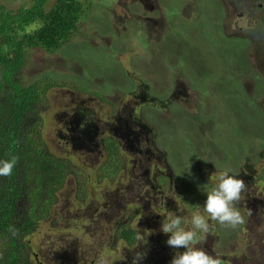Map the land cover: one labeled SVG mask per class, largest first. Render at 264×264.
<instances>
[{"label": "rangeland", "instance_id": "374dc122", "mask_svg": "<svg viewBox=\"0 0 264 264\" xmlns=\"http://www.w3.org/2000/svg\"><path fill=\"white\" fill-rule=\"evenodd\" d=\"M29 1L3 2L18 10ZM87 1L81 28L71 41L55 53L32 48L27 54L20 75L24 84L43 77L66 83L47 90L39 114L41 125L45 119L53 122L73 99L72 104H79L101 96L115 111L129 98L141 96L137 114L125 113L124 126L148 132L142 141L129 136L126 143L131 148L141 145L139 150L144 152L152 147L157 155L150 163L151 172L142 174L133 170L130 161L110 163L113 169L117 166L113 171L109 162L103 166L69 151L76 156L77 167L60 193L57 214L43 222L33 238L39 253L36 259L62 264L66 255L64 264H88L104 256L109 264H133L139 251L151 256L139 264H171L175 254L186 249L163 251L159 243L168 245L167 240L146 236L147 224L155 223L150 209H145L144 217L136 212L130 219L144 238L125 248L115 236L114 220L130 212L127 206L132 200L118 198L117 216L98 223L88 198L84 201L81 195L76 200L74 187L98 168L87 182L88 189L94 191L95 183L104 186L110 201L121 193L116 181L125 179L128 172L140 184L153 185L156 204L165 198L161 204L166 215L185 216L189 228L191 216L203 212L204 186L214 187L225 171L245 181L243 198L247 192L264 193V57L255 46L257 41L264 43V33H248L247 16L234 0L237 9L224 3L227 0ZM237 1L241 7L243 0ZM260 15L264 21V10ZM97 100L81 107L94 112ZM121 128L116 139L121 137ZM55 130L47 122L43 140L55 155L65 157L67 150H60L54 141ZM123 154L131 158L127 151ZM64 206L67 209L60 211ZM237 207L245 222L234 230L217 224L211 234H200L197 247L225 264H264V212L248 209L243 200Z\"/></svg>", "mask_w": 264, "mask_h": 264}, {"label": "trees", "instance_id": "16d2710c", "mask_svg": "<svg viewBox=\"0 0 264 264\" xmlns=\"http://www.w3.org/2000/svg\"><path fill=\"white\" fill-rule=\"evenodd\" d=\"M3 1L7 0H0V160L16 155L19 161L11 176L0 177V264H44L36 259L33 238L41 224L57 214L60 193L73 169L70 160L46 145L39 114L47 90L66 83L43 77L27 85L20 75L29 49L55 53L74 38L88 1L30 0L18 10ZM11 226L19 230L15 237ZM125 235L129 241L135 237L133 230ZM66 260L62 256L61 263Z\"/></svg>", "mask_w": 264, "mask_h": 264}, {"label": "flooded vegetation", "instance_id": "af4514ba", "mask_svg": "<svg viewBox=\"0 0 264 264\" xmlns=\"http://www.w3.org/2000/svg\"><path fill=\"white\" fill-rule=\"evenodd\" d=\"M234 2L239 7L240 11L242 9L241 13H245V16H247V20L249 23L247 27L248 33L257 35L258 32L264 33V21L261 20L260 15L264 10V0H243L241 3V7L238 4L237 0H234ZM224 3H230L232 6H234L232 0H227ZM251 8L254 9L255 12L249 14L247 10ZM234 9L237 8L234 6ZM241 13H239V15H241ZM251 20L253 25H251ZM255 46H257V52L260 54L263 60L264 43L258 44L257 41L255 43ZM261 66L264 67V60L261 62ZM45 97L47 100L46 93ZM140 98L142 97L137 96L134 98H129V100L126 103L123 102L120 107L116 106L117 110L115 111L112 109L113 104L111 102H106V100L101 96H97V98H86L79 104H72L76 99L71 98L73 100L67 102V107L64 109V111L61 113H57L54 116L53 122L46 121V119L44 118L45 120H43V123L46 124L47 122H50L56 129L55 132L57 139L54 141L56 142L60 150H67L68 155L65 156V158L71 161L73 170L77 167V163L75 160L76 156L69 155V151H71L72 149L76 152L77 157H84L88 160L90 159V161L92 160L99 163L102 162L101 165L103 166L106 162H109L110 166V163L116 164L130 161L132 163L131 166L133 167L134 171L141 172L142 174H147L149 171L151 172V170L153 169L152 167H154L150 163H153L152 159L157 155L156 151L152 149V147H150L149 151H140L139 149L142 147L141 145H138L135 148H131L126 143V139L130 136L136 142L142 141V138L146 136L148 131H131L126 128L127 123L124 126V119L126 116L125 113L128 112L130 114L132 111L134 112V114H137L139 104L138 99ZM96 99H98V106L94 110V112L84 110L81 107L86 104H90ZM156 108L158 110L165 111L163 105L156 104ZM132 121L140 123L136 120ZM121 126V137H118L116 139L119 128ZM148 143H146L145 145H147ZM123 144L125 146H123ZM49 149L51 150V148ZM123 150L127 151L131 158L127 159L128 157L123 154ZM116 168L117 166L115 165V169ZM111 169L115 171V169H113L112 167ZM73 170L71 175L75 173ZM98 171L99 170L97 168L94 173ZM94 173L91 174V177L95 175ZM91 177L84 179V182L76 187L77 189L74 187V192L76 200H78L79 196L81 195H83L84 201H86V199L88 198V206L92 208L93 213L100 220L97 221L98 223L107 221L110 218L117 216L118 211L115 201L118 198L124 199L128 197L132 200V204H129L127 206L130 209V212L126 215H122L121 218L114 220L115 232H117L115 236L118 240L121 241L122 245L125 246V248L133 246L138 242V240L136 239V235L139 230L131 225L130 219L135 216L136 212H141L140 216L144 217L146 215L145 209L151 210V218L155 222L147 224L148 233L146 236H149L153 239L160 237L163 240H168L170 238V234H165L161 231L162 223L166 219L165 206L161 204L165 198L162 199L160 204H156V194L153 192V185L140 184L135 177H129L128 172H125V179H119L116 181V184L122 187L120 190L121 193L117 196V198L108 201L106 198L107 194L105 193L104 186L103 188H100V186L95 183L94 191H90L88 189L89 183L87 184V182ZM113 182H115V180H112V183ZM123 184H125V186H123ZM101 193H104V195H102ZM263 194L264 193H258L257 191H254L253 194L247 192L246 198L242 199L244 205H247L248 209L259 211L261 209V211L264 212ZM153 204L155 205V207L152 208ZM64 209H67V207H60V211H63ZM173 213L177 215V212ZM98 223H96V226L102 234L101 225ZM127 230H133L135 233V237L132 241H129L128 237L125 235V232ZM159 244L163 246V251H171L170 246L163 245V242H160ZM154 249L158 250L156 249V247H154ZM60 253L66 254L68 252L63 251ZM64 257L67 258L66 255H64ZM150 258L151 256L145 257L141 261ZM88 264H96V260L93 259Z\"/></svg>", "mask_w": 264, "mask_h": 264}, {"label": "clouds", "instance_id": "9594fccd", "mask_svg": "<svg viewBox=\"0 0 264 264\" xmlns=\"http://www.w3.org/2000/svg\"><path fill=\"white\" fill-rule=\"evenodd\" d=\"M18 161L19 157L16 155H10L8 159L0 160V177L11 176ZM213 176L210 178V182ZM236 177L225 171L219 175L218 183L214 187L208 189L207 185L204 186L207 200L203 206V212L197 211L191 216L190 228L185 227L189 223L185 216L176 215L173 212L166 215L167 218L162 223L161 231L170 234V238L167 240L168 246L186 249L182 253L177 252L171 264H225L223 259L208 254L197 245L200 244V234H211L217 224L234 230L245 222L237 206L243 199L247 185L243 179ZM9 232L13 237L19 234V230L14 226L9 228ZM143 238L144 236L138 232L136 239L142 240ZM145 255L146 253L136 251L133 264H139ZM96 264H109V260L100 256L97 258Z\"/></svg>", "mask_w": 264, "mask_h": 264}]
</instances>
